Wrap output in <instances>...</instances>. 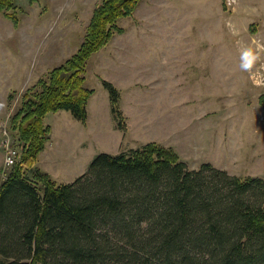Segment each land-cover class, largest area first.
Segmentation results:
<instances>
[{
  "label": "rangeland",
  "instance_id": "1",
  "mask_svg": "<svg viewBox=\"0 0 264 264\" xmlns=\"http://www.w3.org/2000/svg\"><path fill=\"white\" fill-rule=\"evenodd\" d=\"M100 1L15 0L18 27L0 14V144L21 150L9 120L23 92L76 52ZM118 26L138 69L116 64L118 36L92 55L84 84L95 91L90 126L81 130L67 111L47 114L50 156L37 167L71 183L96 155L122 151L132 140L171 147L189 169L206 163L264 181V0H140ZM108 55L113 61L101 63ZM162 72L166 77L157 78ZM103 79L121 94L128 135L127 126L112 127ZM127 79L140 83L134 96ZM3 157L0 145V164Z\"/></svg>",
  "mask_w": 264,
  "mask_h": 264
},
{
  "label": "trees",
  "instance_id": "2",
  "mask_svg": "<svg viewBox=\"0 0 264 264\" xmlns=\"http://www.w3.org/2000/svg\"><path fill=\"white\" fill-rule=\"evenodd\" d=\"M140 0H101L70 57L28 87L9 120L21 146L0 184V264H264V181L203 163L189 169L171 148L148 142L100 153L86 173L57 183L36 166L50 140L49 113L81 124L94 90L87 61ZM22 9L0 0L16 27ZM116 128L120 93L102 80Z\"/></svg>",
  "mask_w": 264,
  "mask_h": 264
},
{
  "label": "crops",
  "instance_id": "3",
  "mask_svg": "<svg viewBox=\"0 0 264 264\" xmlns=\"http://www.w3.org/2000/svg\"><path fill=\"white\" fill-rule=\"evenodd\" d=\"M20 22H21V19H20ZM20 22H19V24H20ZM19 24H18V26H19ZM18 26H16V27H18ZM15 27V26H14ZM124 31H123V33H121V34H116V35H114V37H113V42H114V38L116 39V37H117V42H116V45H115V55H116V64L117 65H120V64H122L121 66H127V68H129V69H132V68H137V66L136 65H132V61H131V59H129L128 57V55H129V53H130V51H132V48H130V44H131V42H129V41H122V40H120L119 41V39H120V36H122V35H125L126 34V29L125 28H122ZM106 47V46H105ZM100 50H103V49H100ZM99 50V51H100ZM98 51V52H99ZM98 52H96V53H98ZM75 53V52H74ZM96 53H94V54H96ZM93 54V55H94ZM72 55V54H71ZM70 55V56H71ZM110 55H111V53H110ZM110 55H108V56H104L103 58H101V63H103V64H105V62L106 63H109V61H113L112 60V58H111V56ZM69 56V57H70ZM68 58V57H67ZM66 58V59H67ZM109 58V59H108ZM111 58V59H110ZM65 60V59H64ZM63 60V61H64ZM62 61V62H63ZM105 61V62H104ZM61 62V63H62ZM60 63V64H61ZM59 65V64H58ZM168 65H170V64H168ZM165 67H166V65H165ZM138 69V68H137ZM164 72H166L165 71V69H162ZM164 72H162L160 75H158V77L157 78H159V77H166V74L164 73ZM164 73V74H163ZM39 78H37L35 81L37 82V80H38ZM104 80V79H103ZM128 80V84H131L132 85V88H131V91L133 92V96H134V93H135V88L137 87L139 90H140V83L138 82V80H134V79H127ZM106 81V80H105ZM157 81H159L158 79H157ZM34 82V81H33ZM32 82V83H33ZM109 82V81H108ZM112 84V83H111ZM113 85V84H112ZM114 86V85H113ZM115 87V86H114ZM137 92H139V91H137ZM95 96V91H94V93H93V95L90 97V99H89V101H88V103H87V121H86V123L83 125V124H81V126H80V128H81V130L82 129H84V130H87L88 128H89V126H90V118H91V116H90V107H89V104H91V102H92V98ZM108 98H109V96H108ZM120 100H121V94H120ZM137 102H138V100H136ZM132 104L134 103V102H131ZM119 106H120V102H119ZM110 107V106H109ZM120 109H121V107H120ZM121 112H122V114H123V116H124V118H125V121H126V126H127V131L126 132H123V135L124 134H127L128 135V133H129V128H130V126H129V124H128V120H129V116L123 111V110H121ZM56 113H58V112H56ZM99 114V113H98ZM144 115H146V113H144L143 114V116ZM107 116H108V113H107ZM46 117V116H45ZM94 117H96L97 118V114H95L94 115ZM110 117H112L111 116V112H110ZM75 120V119H74ZM78 122V121H77ZM44 123H45V121H44ZM46 124V123H45ZM75 124L76 123H73V126H75ZM48 125V124H47ZM50 126V125H49ZM115 126V122H114V124H112V127H114ZM51 127V126H50ZM115 128H116V126H115ZM117 130V129H116ZM51 132H52V128H51ZM51 138V137H50ZM50 141V140H49ZM48 143V142H47ZM140 145H142V144H140ZM118 146V145H117ZM137 146H139V144H136L134 141H132V140H130V143L128 144V146H127V148H125L124 150H127V149H131V148H135V147H137ZM120 149H121V146H119L118 147V149L116 150V152H114L112 155H115V154H118L119 152H121L120 151ZM124 150H122V151H124ZM52 151V150H51ZM49 153H50V151H49ZM48 153V150H47V147L45 146V149L39 154V156H38V160H37V164H36V166L37 165H39V164H42L41 163V161L43 160H45V159H47L50 155H48L49 154ZM4 157H3V160H2V163L0 164V184L2 183V181L4 180ZM44 164V163H43ZM41 167V166H40ZM39 168V167H38ZM42 171H44L43 170V168H40ZM44 172H46L50 177H51V175H50V172L48 171V170H45ZM52 178V177H51ZM53 179V178H52ZM54 180V179H53Z\"/></svg>",
  "mask_w": 264,
  "mask_h": 264
},
{
  "label": "built area",
  "instance_id": "4",
  "mask_svg": "<svg viewBox=\"0 0 264 264\" xmlns=\"http://www.w3.org/2000/svg\"><path fill=\"white\" fill-rule=\"evenodd\" d=\"M3 146L5 151V166L10 168L17 161L19 150L11 142H6Z\"/></svg>",
  "mask_w": 264,
  "mask_h": 264
}]
</instances>
